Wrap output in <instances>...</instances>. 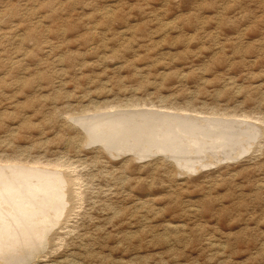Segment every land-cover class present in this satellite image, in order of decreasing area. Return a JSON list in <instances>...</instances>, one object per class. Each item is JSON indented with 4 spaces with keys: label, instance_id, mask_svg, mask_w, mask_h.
I'll return each instance as SVG.
<instances>
[{
    "label": "rangeland",
    "instance_id": "obj_1",
    "mask_svg": "<svg viewBox=\"0 0 264 264\" xmlns=\"http://www.w3.org/2000/svg\"><path fill=\"white\" fill-rule=\"evenodd\" d=\"M0 164V264H264V0H0Z\"/></svg>",
    "mask_w": 264,
    "mask_h": 264
},
{
    "label": "bare ground",
    "instance_id": "obj_2",
    "mask_svg": "<svg viewBox=\"0 0 264 264\" xmlns=\"http://www.w3.org/2000/svg\"><path fill=\"white\" fill-rule=\"evenodd\" d=\"M138 109V108H137ZM129 111V110H128ZM140 111V110H139ZM118 113V112H117ZM95 115V114H94ZM100 115V114H99ZM93 116V115H92ZM181 116V117H180ZM179 117H176V118H180L182 121V123H183V125L185 124V133L188 131L189 133H187V135L189 134L190 135V137H191V140L189 141L190 142V144H191V146H189L188 147V151H189V149L190 150H192L193 152H194V149H196V148H198V149H201V148H203L204 146H206V147H208L209 148V140H208V142H202V140H201V138H203V135L205 136V137H208L209 136V132H212L211 130H209L210 129V126L213 128H215L216 127V125L214 124V123H212V122H209L210 120H207V119H205V118H202V117H199L198 116V114H196V115H194V116H189V117H185V115H180ZM124 117V116H123ZM232 117V116H231ZM211 118V117H210ZM161 120V119H160ZM115 121V120H114ZM176 121H178V120H176ZM180 122V123H181ZM179 123V124H180ZM221 123V122H220ZM246 124L247 123H245V122H238V123H231V129H233V133L231 134L230 133V135H229V139H236V140H238V141H240L239 140V138H240V136H244L245 134L243 133V134H241L239 137H236V134H239L240 133V131L241 130H239L240 129V127H245L246 126ZM118 126H120V125H118ZM230 126H227V127H229L230 128ZM113 128V127H112ZM248 128V127H247ZM177 129H179V127L177 126ZM242 129V128H241ZM223 130V129H222ZM250 129H247V131H249ZM224 132V131H223ZM193 133H197L196 135V137L195 136H193ZM248 134H250V131H249V133ZM261 134V133H260ZM221 135V134H220ZM215 136V135H214ZM213 136V137H214ZM93 137V136H92ZM179 137V136H178ZM187 137H189V136H187ZM189 137V138H190ZM95 138V137H94ZM182 138V137H181ZM210 138V137H209ZM242 139H243V137H241ZM240 138V139H241ZM182 139H184V138H182ZM218 139H221V140H224L221 136H216V137H214L213 138V140L211 141V142H214V141H218ZM253 142H254V140H252ZM172 142V141H171ZM185 142V141H184ZM161 143V142H160ZM165 143H170V142H165ZM223 143H225V142H223ZM104 144V143H103ZM217 144H219V143H217ZM211 145V144H210ZM213 145H215V144H213ZM231 145H235V144H231ZM156 146H158V145H156ZM176 146V145H175ZM202 146V147H201ZM230 146V145H229ZM223 147V146H222ZM234 147V146H233ZM102 148V147H101ZM218 148H219V146H218ZM231 148V147H230ZM235 148V147H234ZM103 149H105V147L103 148ZM215 149V148H214ZM219 150H221L220 148H219ZM222 150H224L223 148H222ZM227 150H228V148H227ZM233 150V149H232ZM200 151V150H199ZM250 151V150H249ZM153 152H155V151H152V155H154L153 154ZM201 152L203 153V150H201ZM231 152V151H230ZM245 152H247V150H246V148H245V146H244V148H240V149H238V150H234V151H232L231 153H228V157H226V158H229V155H230V157L232 156L233 158L234 157H238V156H241V155H243V154H245ZM200 153V152H199ZM150 154V153H149ZM167 154V153H166ZM207 157V159H208V162L210 161L211 163L212 162H219V161H221V157H222V155H221V153H217V154H214V152L212 153L211 151H205V153H204ZM136 156H137V154H136ZM165 156V155H164ZM176 156V155H175ZM194 156V155H193ZM175 158V157H174ZM138 159V158H137ZM166 159H168V158H166ZM177 159V158H176ZM201 159V158H200ZM222 160H224V159H222ZM177 161V160H176ZM207 162V161H206ZM203 164V163H202ZM205 164V163H204ZM1 165V164H0ZM176 165H177V163H176ZM201 165V164H200ZM43 166V165H42ZM180 166V165H179ZM179 166H177V167H179ZM5 167H6V165H5ZM13 167V166H12ZM27 167V166H26ZM35 167V166H34ZM186 167V166H185ZM2 168H3V166H2ZM20 168H22V166L20 167ZM31 168L33 169V167L31 166ZM31 168H26V169H31ZM36 168V167H35ZM43 168V167H42ZM53 168V167H52ZM52 168L51 169H47V170H52ZM196 167H193V172L195 171L194 169H195ZM12 169V168H11ZM38 169V168H37ZM41 169V167L38 169V170H40ZM55 169V168H54ZM44 170H46V167H45V169ZM43 170V171H44ZM46 170V171H47ZM197 171L198 170H200L199 168H197L196 169ZM42 171V170H41ZM50 171H48V172H41V174H42V176H44V175H47V178L48 179H51V178H53L57 183V185L55 186V190L54 191H52L53 192V195L51 196V197H49V199L47 198L46 200H45V202L43 203V200L41 201V203H39V204H35V205H37V207L38 208H42V207H44V206H55V207H57V206H60V208H59V211H60V209L62 210L63 209V202H64V194H63V191H66V189L68 188V189H70L69 187H68V182L67 183H65V181L63 182V180H62V176H64L65 177V175H62V173L61 172H59V170H53V172H51L50 173ZM63 171V170H62ZM192 172V171H191ZM185 173V172H184ZM33 174H35V173H32L31 172V175H33ZM8 175V174H7ZM46 177V176H45ZM67 178H69V177H67ZM76 178V177H75ZM74 178V179H75ZM70 180H71V177H70ZM70 180H68V181H70ZM72 181V180H71ZM70 181V182H71ZM74 181V180H73ZM73 181L71 182V183H73ZM69 182V183H70ZM78 183V182H77ZM25 184V183H24ZM76 184V183H75ZM75 184H73V185H75ZM72 185V184H71ZM75 186H79V184L78 185H75ZM74 186V187H75ZM47 187H49V185H47ZM68 189H67V191H68ZM14 190V189H13ZM25 190V189H24ZM70 191V190H69ZM67 193V192H66ZM6 194V193H5ZM18 194V193H17ZM66 195V194H65ZM75 195H76V197H78L79 196V194L78 193H76V191H75ZM20 198V197H19ZM32 198V197H31ZM40 198V197H39ZM66 200V199H65ZM66 203V202H65ZM52 204V205H51ZM7 206H9V205H7ZM6 206V209H10V208H8ZM30 206V205H29ZM33 207V206H32ZM31 207V208H32ZM4 208V207H3ZM25 209H27V208H25ZM11 211H12V208L10 209ZM9 210V211H10ZM4 211V210H3ZM36 211H39V209L38 210H36ZM51 211V210H50ZM65 211V210H64ZM14 212V211H13ZM12 212V213H13ZM42 212V211H41ZM8 211L7 212H5L4 213V216H10V215H8ZM11 213V212H10ZM24 214L28 217V216H33V218H34V223L33 224H38V222H40V221H45V222H47V221H50V219H52V217H57V216H61V213H58V212H56L55 211V216H50V218H48V217H45L46 215H47V212H42V214L41 215H37V213L35 212V211H31V210H27V211H25L24 212ZM49 214V213H48ZM63 214V216H64V213H62ZM1 215H3V214H1ZM62 217V216H61ZM2 218H4V217H2ZM6 218V217H5ZM9 218V217H8ZM32 218V219H33ZM31 219V218H30ZM1 220V219H0ZM6 219H4V222H2L1 224H2V226L4 227L2 230H0V233L2 234V236L4 237V238H8V237H12L11 238V240H13V239H15V238H18V237H21L20 236V234H19V230H17L16 232L15 231H11L12 230V228H11V226H12V224L10 223V222H7V221H5ZM12 220H14V219H12ZM53 220V219H52ZM61 220V219H60ZM11 221V220H10ZM17 222V221H16ZM53 222H55V221H53ZM51 223V222H50ZM47 224V223H46ZM16 226V225H15ZM25 232H26V234H28V235H31V224L29 225V227L28 228H25V229H23ZM9 231V233L7 234V232ZM12 233H11V232ZM4 232V233H3ZM47 232V231H46ZM23 233V232H22ZM33 234H36L35 236L36 237H42L43 236V234H44V232H43V230H41V231H39V232H35V233H33ZM44 238V237H43ZM3 240V239H2ZM2 240H0V241H2ZM30 241V240H29ZM35 241V240H34ZM3 242V241H2ZM9 242V241H8ZM25 242V241H24ZM5 244V243H4ZM28 248V247H27ZM17 249V248H16ZM1 253V252H0ZM4 254V253H3ZM28 262V261H27ZM1 263V262H0Z\"/></svg>",
    "mask_w": 264,
    "mask_h": 264
}]
</instances>
